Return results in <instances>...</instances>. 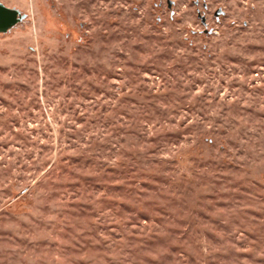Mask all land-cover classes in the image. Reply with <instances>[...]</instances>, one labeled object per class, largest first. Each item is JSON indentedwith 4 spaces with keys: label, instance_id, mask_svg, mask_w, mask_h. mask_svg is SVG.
I'll return each instance as SVG.
<instances>
[{
    "label": "rangeland",
    "instance_id": "obj_1",
    "mask_svg": "<svg viewBox=\"0 0 264 264\" xmlns=\"http://www.w3.org/2000/svg\"><path fill=\"white\" fill-rule=\"evenodd\" d=\"M0 264H264V0H1Z\"/></svg>",
    "mask_w": 264,
    "mask_h": 264
},
{
    "label": "water",
    "instance_id": "obj_2",
    "mask_svg": "<svg viewBox=\"0 0 264 264\" xmlns=\"http://www.w3.org/2000/svg\"><path fill=\"white\" fill-rule=\"evenodd\" d=\"M27 17L16 7H10L0 0V33H6Z\"/></svg>",
    "mask_w": 264,
    "mask_h": 264
}]
</instances>
